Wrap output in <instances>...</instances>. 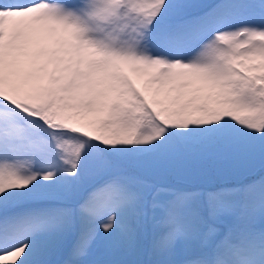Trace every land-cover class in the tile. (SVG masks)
I'll return each instance as SVG.
<instances>
[{
    "label": "snow or ice",
    "instance_id": "obj_1",
    "mask_svg": "<svg viewBox=\"0 0 264 264\" xmlns=\"http://www.w3.org/2000/svg\"><path fill=\"white\" fill-rule=\"evenodd\" d=\"M0 264H264V0H0Z\"/></svg>",
    "mask_w": 264,
    "mask_h": 264
}]
</instances>
